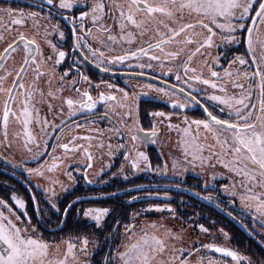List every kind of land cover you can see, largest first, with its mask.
<instances>
[{"label": "snow or ice", "instance_id": "6c2138e0", "mask_svg": "<svg viewBox=\"0 0 264 264\" xmlns=\"http://www.w3.org/2000/svg\"><path fill=\"white\" fill-rule=\"evenodd\" d=\"M0 167V264H264V0H3Z\"/></svg>", "mask_w": 264, "mask_h": 264}, {"label": "trees", "instance_id": "16d2710c", "mask_svg": "<svg viewBox=\"0 0 264 264\" xmlns=\"http://www.w3.org/2000/svg\"><path fill=\"white\" fill-rule=\"evenodd\" d=\"M0 171H3L2 167H0ZM159 180V178H157ZM148 178H145V180H143L142 182L147 183ZM13 183H15V181H13ZM21 194L23 195L24 193L21 192ZM137 207H140V205H137ZM230 230L235 232L237 237L241 240H245L246 242L250 243L252 246V250L256 251L257 254L259 255V249L256 247L255 242L250 241V238H248L246 236V234L243 232V229H240L239 225H236L234 222L232 223Z\"/></svg>", "mask_w": 264, "mask_h": 264}, {"label": "rangeland", "instance_id": "374dc122", "mask_svg": "<svg viewBox=\"0 0 264 264\" xmlns=\"http://www.w3.org/2000/svg\"><path fill=\"white\" fill-rule=\"evenodd\" d=\"M158 215H159V214H156L155 216H152V218H153V219H155V218H156V216H158Z\"/></svg>", "mask_w": 264, "mask_h": 264}, {"label": "flooded vegetation", "instance_id": "af4514ba", "mask_svg": "<svg viewBox=\"0 0 264 264\" xmlns=\"http://www.w3.org/2000/svg\"><path fill=\"white\" fill-rule=\"evenodd\" d=\"M3 2V0H0V3H2ZM15 6V5H14Z\"/></svg>", "mask_w": 264, "mask_h": 264}]
</instances>
